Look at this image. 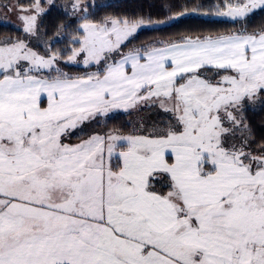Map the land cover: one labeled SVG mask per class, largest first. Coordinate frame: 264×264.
<instances>
[{"label":"snow or ice","instance_id":"6c2138e0","mask_svg":"<svg viewBox=\"0 0 264 264\" xmlns=\"http://www.w3.org/2000/svg\"><path fill=\"white\" fill-rule=\"evenodd\" d=\"M225 8L235 20L264 0ZM21 18L34 33L37 16ZM151 23H84L69 61L84 53L85 64L104 62L86 77L60 72L57 54L23 41L0 46V264H264V144L254 153L247 137L229 139L248 129L244 101L264 104V29L186 37L108 62ZM22 61L31 67L22 71ZM205 67L233 74L212 83L198 74ZM41 70L56 75L31 74ZM156 101L175 117L164 128L63 142L97 115Z\"/></svg>","mask_w":264,"mask_h":264},{"label":"trees","instance_id":"16d2710c","mask_svg":"<svg viewBox=\"0 0 264 264\" xmlns=\"http://www.w3.org/2000/svg\"><path fill=\"white\" fill-rule=\"evenodd\" d=\"M7 0H0V3ZM36 0H17L21 5H30ZM71 0H54L40 18V32L52 40L51 47L60 56L65 57L79 44L83 32L80 24L84 20L101 22L104 18H127L130 21L144 19L152 23L163 24L140 30L123 46L125 50L145 49L151 46H163L166 43L181 42L186 37L197 38L206 36H226L239 33H253L264 29V9H258L247 17L240 19L215 18L213 15L225 9V5L233 0H82L87 3L88 13L81 20H72L64 4ZM184 13L183 15H178ZM24 34L23 30L11 23L0 21V44L11 43ZM60 72L69 77L87 76L102 71L96 67H84L73 64H63ZM218 69L205 67L198 71L200 77L212 80V75ZM226 72L221 69L220 74ZM42 72L39 74H55ZM264 99V98H262ZM143 113V112H142ZM135 114L133 112H118L107 117L96 116L83 126L76 129L71 138L81 141L90 134L119 132L132 133L135 131ZM244 122L248 129L236 130L234 136L242 143L245 137L249 145L245 150L259 152V145L264 144V104L257 100L253 106H245L242 110ZM167 120H172L166 115ZM155 189L166 192V178L155 182Z\"/></svg>","mask_w":264,"mask_h":264},{"label":"rangeland","instance_id":"374dc122","mask_svg":"<svg viewBox=\"0 0 264 264\" xmlns=\"http://www.w3.org/2000/svg\"><path fill=\"white\" fill-rule=\"evenodd\" d=\"M238 2H243V0H233L232 2H230L231 4H236ZM54 3V0H39V8L42 9L41 12H39V14L37 15V9L35 7L36 5V1L30 5H21L17 2V0H7L6 2H2L0 3V21L1 22H5V23H11L16 27H19L23 30L24 34L19 37V39H14L13 41H11V43H15L18 41H23L25 43V45L27 46V48L32 49L34 52H36L37 54L44 56V57H48L51 56L52 54H57L59 59L56 61L54 68L55 69H63L64 65L63 64H73V65H79V66H84V67H91L94 66L96 67L97 70L99 69H103L104 68V62L102 61L99 65L96 64L95 62L89 63V64H85L84 60H85V54L81 53L79 56L76 57L75 61H69L68 57L72 55V51L70 54H68L65 57H62L59 55V53H56V51H54L51 47L52 44V40L47 39L44 35H42V33L40 32V18L42 16V14L45 12L46 9H48L52 4ZM77 3V0H71L68 1L64 4L65 9L67 10V12L70 13L72 20H81L82 18H84L87 13H88V8H87V3L83 2L82 0H79V7L74 8L73 5ZM26 9V11H25ZM260 9V8H258ZM255 9V10H258ZM253 10V12L255 11ZM227 11V9H223L221 12H217L215 13L213 16L215 18H220V19H224V18H229L232 19L229 16H225L222 15L221 13ZM252 13V12H251ZM27 15H36L37 16V20H36V29L34 33H28L25 32L24 28H25V21L21 18L23 16H27ZM107 18H113V17H107ZM107 18H104L101 22H93V21H89V20H84L81 22V24L79 25L80 28L82 29V25L84 23H94V24H101L103 22H105V20ZM116 19V18H115ZM240 19V18H237ZM163 23H151V25L142 27L141 29H139L137 31V33L140 30L143 29H148L150 27L153 26H159ZM83 35L82 37L79 39V41H81L84 37V31L82 29ZM136 33V34H137ZM135 34V35H136ZM233 35V34H232ZM227 36V35H226ZM212 37H219V36H212ZM200 38H204V37H200ZM195 39V38H193ZM128 41H126L123 45H121V48L117 51V52H113L111 54H108L110 59L108 60L109 63L119 60L121 58V56L123 54H127L128 52L134 50V49H138V48H132V49H128L125 50L123 48V46L127 43ZM183 42V41H181ZM181 42H172V43H181ZM6 44V43H4ZM4 44H0V46H3ZM80 47V43L73 49H78ZM31 67L28 62L26 61H22L21 65H20V69L23 71L26 68ZM201 70V69H200ZM199 70V71H200ZM221 69H218V71L216 72V74L212 75V80H210L212 83H216L218 81H220L222 79L223 76L225 75H232L233 73L230 70H226V72L220 74L219 71ZM48 72L51 73L52 71L49 70H41L39 71L40 73L42 72ZM35 72V71H34ZM39 72H37L40 77H44V76H54L55 74H39ZM78 77H86V76H78ZM75 78V77H73ZM202 78V77H201ZM204 79V78H202ZM184 82L183 80H179L178 78V83H182ZM155 99V98H154ZM257 101H255L254 103L248 100H245L243 103V108L244 109L245 106H253L254 104H256ZM44 104H46V99H44ZM118 112H133L136 113L135 114V134H131V135H147L150 132H152L154 129L156 128H164L165 126H167L170 122H174L175 117L173 116L172 112H166L164 111L159 104V101H156L155 103H151V104H140L135 108H130L127 111L123 110V109H117V110H113L110 111L107 115H103L101 114L100 116L107 117L109 115L118 113ZM143 112V113H142ZM166 115H168L169 117L172 118V120H167L165 117ZM223 115V114H222ZM99 116V115H97ZM91 120V119H90ZM85 121L84 123L80 124L77 128L75 129H70L68 130L67 134L62 138L64 143L70 144V145H74V144H78L80 143L82 140H86L88 139L90 136L93 135H100V136H107L108 134H118V135H123V136H127L130 135L128 133H119V132H107L104 134L101 133H93L90 134L88 137H86L85 139H82L81 141H76V140H72L71 136L73 134V132L78 129L79 127L83 126L85 123L89 122ZM224 126L225 127H231V125L229 124V122L225 119L224 120ZM241 130V129H240ZM134 131V132H135ZM133 132V133H134ZM237 137L239 138V136H232L229 137L230 141L235 142L237 145H239L241 142V140L237 141ZM247 151V150H246ZM113 165H116V159L115 157L113 158L112 161Z\"/></svg>","mask_w":264,"mask_h":264},{"label":"crops","instance_id":"0c3cea01","mask_svg":"<svg viewBox=\"0 0 264 264\" xmlns=\"http://www.w3.org/2000/svg\"><path fill=\"white\" fill-rule=\"evenodd\" d=\"M228 36V35H227ZM213 38H216V37H213ZM31 74H33V75H37L38 73L37 72H32ZM37 76H39V75H37ZM136 133V131L133 133H128V134H135ZM137 134V133H136ZM118 163V161L116 160V164ZM162 179H164V178H162ZM163 193V192H162Z\"/></svg>","mask_w":264,"mask_h":264}]
</instances>
